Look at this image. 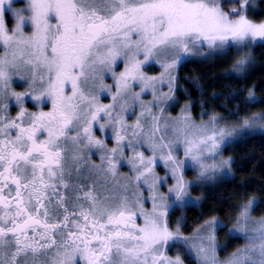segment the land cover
Here are the masks:
<instances>
[{"label":"snow or ice","instance_id":"snow-or-ice-1","mask_svg":"<svg viewBox=\"0 0 264 264\" xmlns=\"http://www.w3.org/2000/svg\"><path fill=\"white\" fill-rule=\"evenodd\" d=\"M257 48L264 0H0V264H264V200L191 230L173 215L231 173L227 145L264 131L245 111L258 85L198 101L181 68L212 58L239 84ZM222 98L239 101L227 116ZM225 230L244 243L221 259Z\"/></svg>","mask_w":264,"mask_h":264},{"label":"trees","instance_id":"trees-1","mask_svg":"<svg viewBox=\"0 0 264 264\" xmlns=\"http://www.w3.org/2000/svg\"><path fill=\"white\" fill-rule=\"evenodd\" d=\"M254 56L256 59L253 65V70L251 71V78L247 81H241L239 84L233 80L226 81L223 79H216L230 67V63L222 64L217 60L212 62L196 61L188 63L180 70L181 79L179 83L182 88L188 90L191 97L196 98L198 101L207 98L201 96L199 91L201 88L206 91L207 96H211L213 92H229L233 87H244L247 90L253 85H258L255 90V96L264 99V48H257L254 51ZM225 83L229 85V88L222 89L215 87V85H223ZM178 95L180 96L182 103L189 98L182 94ZM209 103L212 105L215 112L227 116L224 109L217 106L219 104L228 103L226 99L222 98L219 101H209ZM238 103L239 101L234 100L231 103H228V107L232 108ZM259 109L264 110V103L250 104L245 111L253 112L254 110ZM200 111L201 108L198 103L193 113L197 119H200ZM241 115H244V113H241ZM231 119H235V117H232ZM225 153L235 161L232 165V169L236 175V179L232 182H225L218 192L207 196L208 198L205 203L206 206H208L209 203L212 204L213 202H218L219 198H221L219 203H215V208L211 209L201 206L198 208H192L191 210L177 209L175 217L184 214L187 218V226L189 230L196 227V221L201 218L202 213L205 218H207L210 213L220 215L222 218L231 215L232 209L230 206L239 202V196L242 192L245 196L252 194H260L262 196L264 193V132L249 135L234 145H229L226 148ZM239 183L242 185L241 188L233 187L236 184L238 186ZM221 209H223V212L220 211ZM225 212L227 214H225ZM219 238L221 241L229 239L226 230L225 232L219 233ZM230 242V246L232 247L230 250H232L241 244L242 240L232 239Z\"/></svg>","mask_w":264,"mask_h":264},{"label":"rangeland","instance_id":"rangeland-1","mask_svg":"<svg viewBox=\"0 0 264 264\" xmlns=\"http://www.w3.org/2000/svg\"><path fill=\"white\" fill-rule=\"evenodd\" d=\"M254 54V53H253ZM212 61H214L212 58H209L208 60H205V61H203V62H212ZM231 66V65H230ZM230 68V67H229ZM17 90L18 91H21V90H23L22 89V87H18L17 88ZM105 102H107V101H105ZM181 104H183L182 102H181ZM30 108H31V104H30ZM263 109H259V110H254L253 111V113L254 112H259V111H262ZM179 112V107H177L176 109H175V111L173 112V115H175V114H177ZM197 119V118H196ZM205 119H207V118H205ZM199 119H197V121H198ZM262 132H264V131H260V130H255V131H251V132H249V133H247L246 135H244V136H241V137H239V138H237L236 139V142H234V143H231V144H229V145H234L235 143H237L238 141H240V140H243L245 137H247V136H249V135H253V134H257V133H262ZM229 145H227V147L229 146ZM226 147V148H227ZM223 155H224V157L225 158H228V157H230V156H227L226 155V153H225V151H224V153H223ZM125 171L127 170V169H124ZM162 174V173H161ZM189 178L191 179L192 177H191V174H189ZM236 179V175H235V173H234V171H233V169H231V173L227 176V177H225L224 179H222V180H219L218 182H217V185L211 190V191H209V189H207V188H199V189H196V190H194L193 191V193H192V195L194 196V197H200V196H203V195H209V194H214V193H216V192H218L219 190H220V187L225 183V182H228V181H233V180H235ZM234 184V183H233ZM233 187H238V188H241L242 187V185L239 183V185L237 186V184L236 185H234ZM235 191V190H234ZM243 196H245L244 195V193L242 192V193H240V196H239V200H240V198L241 197H243ZM253 196H255L258 200H264V193H263V195L261 196L260 194H252V195H248L247 197L248 198H251V197H253ZM221 200V198H219V200H218V202H213L212 204H208V206H206L205 205V203H206V201L207 200H205L204 201V203H203V206H205V207H207V208H215L216 207V204L215 203H219V201ZM226 210H229V209H226ZM225 214H227L226 212H225ZM174 215V217H175V215H176V212L173 214ZM184 215V214H183ZM253 215H254V217H256V218H259L260 216H262V215H264V203H262V204H260L257 208H256V210L253 212ZM225 232V231H224ZM242 240V239H241ZM219 242L221 243V244H224V243H226V242H229V239H225V240H220V238H219ZM229 243H231V242H229ZM244 243V241L242 240V243L241 244H239L238 246H236L235 248H237V247H239V246H241L242 244ZM232 247L231 246H229V247H227V248H225L223 251H220L218 254H219V256H220V258L221 259H223V258H225L227 255H229L234 249H232V250H230Z\"/></svg>","mask_w":264,"mask_h":264},{"label":"flooded vegetation","instance_id":"flooded-vegetation-1","mask_svg":"<svg viewBox=\"0 0 264 264\" xmlns=\"http://www.w3.org/2000/svg\"><path fill=\"white\" fill-rule=\"evenodd\" d=\"M29 107H30V104H29Z\"/></svg>","mask_w":264,"mask_h":264}]
</instances>
